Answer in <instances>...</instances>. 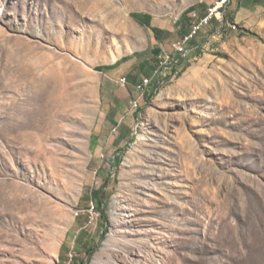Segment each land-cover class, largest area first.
Instances as JSON below:
<instances>
[{"label": "rangeland", "instance_id": "374dc122", "mask_svg": "<svg viewBox=\"0 0 264 264\" xmlns=\"http://www.w3.org/2000/svg\"><path fill=\"white\" fill-rule=\"evenodd\" d=\"M216 1L0 0V264H264V9L131 103Z\"/></svg>", "mask_w": 264, "mask_h": 264}, {"label": "built area", "instance_id": "2783aa9c", "mask_svg": "<svg viewBox=\"0 0 264 264\" xmlns=\"http://www.w3.org/2000/svg\"><path fill=\"white\" fill-rule=\"evenodd\" d=\"M232 1L233 0H225L224 3L219 5H209L204 14H202L201 12H196L191 15V24L188 31L180 36V41L178 43H171L170 48L168 49H160V51L156 55V64L152 75L143 77L142 80L136 85V91L140 94V96L131 101L133 108H139L141 104L140 99L147 94V82L153 81V75L157 71H164V78H169L173 68L179 66L180 56H182L187 50H189L192 45L201 40V38H196V31H205V34L211 33L216 29L213 27L214 20H217L218 24L221 20H225V16L227 15ZM165 55H173V63L167 69H160V61ZM120 82L122 84H126L127 77L121 78ZM161 87L162 82L160 84H155V89Z\"/></svg>", "mask_w": 264, "mask_h": 264}, {"label": "crops", "instance_id": "0c3cea01", "mask_svg": "<svg viewBox=\"0 0 264 264\" xmlns=\"http://www.w3.org/2000/svg\"><path fill=\"white\" fill-rule=\"evenodd\" d=\"M252 9L254 10V13L258 12V10L260 9H264V0H233L227 12V16H226L227 17L226 18L227 19V30L230 27L237 28L238 23H241V22L244 23L248 16L251 17ZM197 11L201 12L202 14L206 12V10H196L195 9L192 12L186 13L181 16L180 24H179V27L181 28V35H183L184 33L188 31L190 24H191V15ZM213 25H214L213 27L216 28V26L218 25V21L214 20ZM156 55H154L155 59H156ZM146 63L147 62L145 61L140 62L139 63L140 68L141 69L145 68V70H147ZM155 64H156V61H155ZM154 67L155 65L152 66L151 71H148V74L144 73L142 74L140 78L139 76L136 77V75L134 74H129V78L132 81V84L136 86L142 80L143 77L151 76L153 73ZM128 128H129V124L127 122L126 123L123 122L122 120L116 124L115 128L113 129L117 133L115 143L127 142L126 139H127Z\"/></svg>", "mask_w": 264, "mask_h": 264}, {"label": "bare ground", "instance_id": "6f19581e", "mask_svg": "<svg viewBox=\"0 0 264 264\" xmlns=\"http://www.w3.org/2000/svg\"><path fill=\"white\" fill-rule=\"evenodd\" d=\"M224 2L225 0H217L213 5H219ZM226 16H225V20H221L213 32L205 34V31H196V38H201V40L199 42H196L194 45H192L189 50H187L182 56H180L179 66L173 68L171 73L178 72L181 69V66H183L193 55L201 52H207L209 46H211L212 44V39L216 38L217 36H222L225 30L227 29ZM179 41H180V37L175 39L172 43H178ZM172 63H173V55H165L162 57L160 61V69H167L171 66ZM154 76H153V81H148L146 86L151 85L153 82L154 84H160L162 82V86H163L165 81L164 71H157L154 74ZM159 89L160 88H157L156 91H158Z\"/></svg>", "mask_w": 264, "mask_h": 264}, {"label": "trees", "instance_id": "16d2710c", "mask_svg": "<svg viewBox=\"0 0 264 264\" xmlns=\"http://www.w3.org/2000/svg\"><path fill=\"white\" fill-rule=\"evenodd\" d=\"M196 8H194V6H192L191 8H189V9H187V11L185 12V14L186 13H190V12H192L193 10H195ZM184 15V14H183ZM134 16H136L138 19H146L147 21H150V16L148 15V14H143V13H138V14H134ZM153 30H154V32L157 34L158 32H160V31H162V29H160V28H153ZM160 51V48H153L152 49V53L154 54V55H156L158 52ZM118 66V64H114V65H112V66H105V67H103L104 69H114V68H116ZM150 92V93H149ZM147 94H149L150 96L151 95H154V94H156L155 92H154V89L153 88H150L149 90H148V92H147ZM102 189H95L94 191H93V196H94V198H96V199H98L99 201H100V203H102V201H101V198H100V196H102Z\"/></svg>", "mask_w": 264, "mask_h": 264}]
</instances>
